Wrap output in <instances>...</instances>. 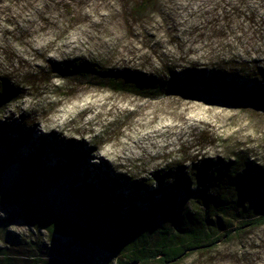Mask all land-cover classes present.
I'll return each mask as SVG.
<instances>
[{"label":"rangeland","instance_id":"obj_1","mask_svg":"<svg viewBox=\"0 0 264 264\" xmlns=\"http://www.w3.org/2000/svg\"><path fill=\"white\" fill-rule=\"evenodd\" d=\"M8 1L0 0V53L8 49L5 54L18 53L27 66L40 64L45 70L26 83L18 60L12 68L0 61L17 80L21 95L0 110V185L23 186L27 177H34V209L68 221L88 237L97 231L107 245L126 246L123 231L105 218L109 210L101 194L123 205L124 213L127 204L143 209L160 200L162 183L175 188L166 196L167 207L177 197L181 207L201 208L192 198L194 174L207 168H193L194 163L238 158L242 167L264 165L259 99L237 98L231 89L195 92L181 84L192 74L195 87L211 69L264 84V0H160L163 13L147 33H132L130 23L122 24L119 0H86L83 10L90 20L69 26L60 14L46 23L26 15L25 4ZM223 9L231 19L216 15ZM17 17L22 31L6 22ZM80 57L98 62L109 75L129 70L158 88L112 84L100 72L47 75L49 63ZM22 121L33 132L26 142L17 132ZM41 136L52 139L55 147L40 146ZM8 138L19 140L10 145ZM68 145L77 152L74 158L62 152ZM81 149L90 156L81 157ZM183 178L189 190L181 184ZM134 190L138 194H130ZM19 212L0 203V264L4 259L13 264L131 263L129 246L114 256L86 237L51 235L20 219ZM159 217L168 226V214ZM218 227H206L203 233L217 235ZM167 264H264V225Z\"/></svg>","mask_w":264,"mask_h":264},{"label":"trees","instance_id":"obj_2","mask_svg":"<svg viewBox=\"0 0 264 264\" xmlns=\"http://www.w3.org/2000/svg\"><path fill=\"white\" fill-rule=\"evenodd\" d=\"M7 1L8 0H1ZM12 4H25L24 11L26 15H32L41 18L42 21L48 23L49 18L53 14H60L66 18V24L90 20L84 14L83 7L86 0H11ZM120 8L122 9L120 18L123 23L131 24V29H135L132 33H147V27L155 19H160L162 15V7L160 0H119ZM217 8H215L216 11ZM219 10V9H218ZM111 14V13H110ZM216 15L222 20H229L225 9L217 12ZM113 16V14H111ZM16 17V16H15ZM217 17V18H218ZM82 18H84L82 20ZM110 18V15H109ZM112 18V17H111ZM110 18V19H111ZM217 20V19H215ZM20 19L11 18L7 20V24L13 27L14 30L22 31V24ZM128 27H130L128 25ZM130 29V28H129ZM106 34H112V30L103 28ZM4 48L0 46V52ZM6 49L2 54L0 53V61H6L8 67L12 68L15 60L19 61L17 68L23 75V82L32 83L31 81L37 75H41L45 70L42 65H26L22 61L21 56L14 52H8ZM5 54V55H4ZM5 57V60H4ZM3 63L0 62V110L5 108L6 104L13 97H20L17 80L14 76L4 72ZM46 66V65H45ZM50 72L58 73L63 77L69 75L89 76L93 73H102V78L110 80L113 84H121L122 86H140L143 85L146 89L154 88L155 86L146 83V79L134 75L129 70L117 72L115 75L103 72V66L99 65L94 60L85 57L76 58L68 62H62L57 65L49 63L47 65ZM97 67L99 69H97ZM101 67V68H100ZM28 68L31 72H28ZM17 69H15L17 71ZM109 76V77H108ZM111 76V78H110ZM194 75H186L181 84H187L191 90L200 91L204 88L227 90L231 89L235 92L237 98H244L253 100L259 99L264 107V84L261 82L247 83V80L239 78L237 75L231 73H220L213 69L208 70L204 75L205 81L200 84L197 83L194 87ZM168 87V84H165ZM161 85V88H164ZM156 89L158 86L155 87ZM258 101V100H257ZM12 130V127H8ZM17 132L19 138L23 141H28L32 137V130L30 126L25 125L22 121L18 125ZM39 139L40 146L55 147L52 144V139L41 136ZM9 139V144L14 145L19 139ZM65 156L74 158L77 152L71 146L61 148ZM79 155L83 158H88L90 153L81 149ZM9 152V149H8ZM66 161V166L69 163ZM210 159H204L194 163L193 168H207V171H200L195 175L194 191H192V198L198 202L199 207H181L177 197L169 199L171 206L167 207L168 201L166 196H169L173 186L160 185V191L163 193L162 198L157 202L152 200L149 206L135 207L134 203L127 204L126 211L121 212L123 205L111 199L107 194H101L107 205L109 213L106 219L111 218L119 229L123 231V236L126 238L125 245L113 242L110 245L105 244L101 239V234L97 231L88 234L76 227H73L68 221L59 217H54L52 214H44L38 208L34 209L31 202L32 196L37 188L35 178L25 179V185L20 186L14 183L9 188H3L0 185V203L10 204L17 207L20 212L18 217L25 221H30L36 228L44 229L49 234H66L76 236L78 238L86 237L88 241L109 249L114 256L121 254L129 246L130 254L127 258L132 263H148L157 260L161 263H173L182 258L183 256L196 251L205 250L208 247L216 246L217 243L228 241L235 234H239L247 229L255 228L264 225V165H257L250 163L248 165H240V160L235 158L226 162H217L210 164ZM1 173V171H0ZM181 184L185 189L189 190L187 179H181ZM117 179L113 182L119 186ZM179 186H182V185ZM193 186V184H192ZM121 188L122 183H121ZM132 195L138 194L134 190ZM152 194V192H151ZM195 210H194V209ZM167 210V211H166ZM168 214V226L159 222V216ZM227 220L226 223L224 221ZM232 222H236L233 224ZM217 225L219 233L213 235L205 232L206 227L212 228ZM205 240V241H204ZM38 260L32 264H37ZM2 264H13L9 259H4Z\"/></svg>","mask_w":264,"mask_h":264},{"label":"water","instance_id":"obj_3","mask_svg":"<svg viewBox=\"0 0 264 264\" xmlns=\"http://www.w3.org/2000/svg\"><path fill=\"white\" fill-rule=\"evenodd\" d=\"M129 264H138V261H134V262L129 263Z\"/></svg>","mask_w":264,"mask_h":264}]
</instances>
